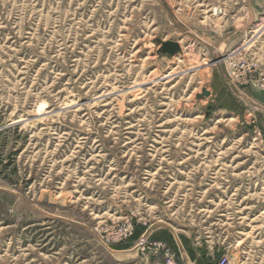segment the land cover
Wrapping results in <instances>:
<instances>
[{
	"label": "rangeland",
	"instance_id": "rangeland-1",
	"mask_svg": "<svg viewBox=\"0 0 264 264\" xmlns=\"http://www.w3.org/2000/svg\"><path fill=\"white\" fill-rule=\"evenodd\" d=\"M224 257L264 264V0H0V264Z\"/></svg>",
	"mask_w": 264,
	"mask_h": 264
},
{
	"label": "water",
	"instance_id": "water-1",
	"mask_svg": "<svg viewBox=\"0 0 264 264\" xmlns=\"http://www.w3.org/2000/svg\"><path fill=\"white\" fill-rule=\"evenodd\" d=\"M178 50H179V46H178V44L176 42L167 41V42H163L161 44V52L162 53H168L171 56H173V55H177L178 54ZM208 96H209L208 91L203 89L202 90V94L198 95L197 97L198 98H202V97H208Z\"/></svg>",
	"mask_w": 264,
	"mask_h": 264
},
{
	"label": "built area",
	"instance_id": "built-area-1",
	"mask_svg": "<svg viewBox=\"0 0 264 264\" xmlns=\"http://www.w3.org/2000/svg\"><path fill=\"white\" fill-rule=\"evenodd\" d=\"M218 264H233L230 262V260H228L227 258H222L219 260V263Z\"/></svg>",
	"mask_w": 264,
	"mask_h": 264
},
{
	"label": "bare ground",
	"instance_id": "bare-ground-1",
	"mask_svg": "<svg viewBox=\"0 0 264 264\" xmlns=\"http://www.w3.org/2000/svg\"><path fill=\"white\" fill-rule=\"evenodd\" d=\"M178 44V43H177ZM178 46H179V44H178ZM179 49H180V46H179ZM173 57V56H172Z\"/></svg>",
	"mask_w": 264,
	"mask_h": 264
}]
</instances>
